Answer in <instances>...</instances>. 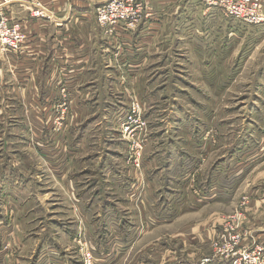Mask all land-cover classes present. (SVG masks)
Returning a JSON list of instances; mask_svg holds the SVG:
<instances>
[{
    "label": "rangeland",
    "instance_id": "374dc122",
    "mask_svg": "<svg viewBox=\"0 0 264 264\" xmlns=\"http://www.w3.org/2000/svg\"><path fill=\"white\" fill-rule=\"evenodd\" d=\"M44 9L45 21L54 23L58 15L49 19ZM95 21L109 37L96 13ZM256 28L225 16L216 55L190 47L183 54L188 63L166 65L172 76L155 84L130 79L107 55L90 66L101 75V93L84 114L80 108L89 100L75 101L65 86L58 100L15 93L8 109L0 93V264H233V252L264 251V233L257 231L264 227V208L253 206L264 196V158L236 168L264 139V51L259 39L250 40ZM21 35L30 38L23 29ZM4 52L0 74L6 78L21 67H8L10 53ZM5 80L0 92L29 86ZM51 83L48 78L47 89ZM73 105L82 120L75 132ZM78 137L84 141L74 148ZM250 140L256 145L246 146ZM94 180L101 198L93 196ZM105 198L111 206L103 224L91 228L83 205L91 201L98 208ZM103 235L108 250L97 247ZM55 242L64 256L43 253Z\"/></svg>",
    "mask_w": 264,
    "mask_h": 264
},
{
    "label": "crops",
    "instance_id": "0c3cea01",
    "mask_svg": "<svg viewBox=\"0 0 264 264\" xmlns=\"http://www.w3.org/2000/svg\"><path fill=\"white\" fill-rule=\"evenodd\" d=\"M35 1H39L44 5V8L47 9L50 15L49 19L58 15L54 23L47 22L45 21L46 19L43 21L30 18L28 10L32 8L31 2ZM108 1L109 0H73V4L69 6L71 10L68 11L69 7L67 10L62 8L69 0H24L8 9V16L12 23L20 25L21 29L28 33L30 38L25 42L19 54L10 53L6 57L7 59L10 57L8 59V67L14 69L21 67V69L16 72L17 74L15 71L13 72V76H11L12 79H10L11 77L9 74L6 75L7 80L9 79L8 81H10L12 85H15V81L18 84L22 82L24 86L29 85L28 89H19L17 92L14 88L15 86L11 88V85L9 86L10 89L8 85L6 86L8 92H3L2 89L0 93L6 95L7 98L6 109L9 108L10 98H13L15 93H21V97L25 99L31 97L47 98L49 94L48 98L58 100L62 95V87L65 86V91L70 94L75 101L79 99L89 100V102L80 108V111L84 114L85 110H90L91 112V110L95 109L91 99L93 96H97V92L101 93L98 85L99 81L102 79L101 75L98 72H94V69L90 70V66L93 67L95 62L97 65H100L99 60H103L107 55L114 59L118 67L127 68L125 73L129 75L130 79L138 80L137 77H140L141 81L146 79L147 82L155 84L161 80L167 81L169 76H172L173 71H170L168 67L164 68L166 65L176 66L178 63H181L182 60L188 63V59L183 54L190 52V47H193V50L197 48L202 51L213 50L214 55L223 48V18L225 15L220 10L207 8L202 0H143L148 10L138 30L130 31L120 26L117 28L114 35L106 38L103 35L104 33L102 34L97 26L95 13L99 6ZM61 10L67 12L65 16L61 15L63 13ZM63 16L64 18H62ZM80 30L86 33L80 35L78 33ZM252 33H254V35L251 36L250 40L254 42V39H259L260 41L257 42V48L264 51V27L256 28ZM252 33L248 32L246 37ZM233 35L236 37L237 33L232 34V36ZM0 55L2 56V54ZM95 57H97L96 60ZM262 59L264 68V54ZM180 66L183 65L181 64ZM147 67H154L155 69L151 70L147 69ZM28 68L31 72L27 71ZM63 71L67 74H63ZM89 71L92 72L88 73ZM89 74H91L90 78H88ZM93 76H97V78ZM6 78L0 74L1 85H6L4 83ZM48 78L53 80L49 89L46 88V80ZM175 80L176 79H173L172 82ZM104 81L106 80L104 79ZM93 84L96 85L98 88L97 90L95 87H91ZM43 85H45V90H43ZM51 87H53L54 90L51 91ZM10 90L11 93H9ZM146 91H149L148 88H146ZM145 94L147 95V93ZM72 110L73 124H71V128H74V130L72 129L70 131L75 132L77 126L82 124V120L80 119L77 107L73 105ZM254 112L255 110H253V112L250 110V114ZM248 121L246 129L251 137L250 127L252 126V119ZM253 127H255V125ZM261 128L264 131V125H262ZM251 140L245 143L246 146L256 145L254 143L251 144ZM74 141L76 143H72V145L76 148L79 142L84 140L78 137ZM194 144H196V142ZM93 146L94 145H91V147ZM153 150L150 151V155H153ZM173 151L174 146H172L170 153L167 152L166 148V154L169 153L167 156H170V159L174 154ZM258 157H261L260 160L264 158V139L252 150L243 154L240 158V162L237 160L236 168L244 166L245 160L255 162ZM104 164L103 161L100 167L101 170L105 168ZM230 170H232V168H230ZM168 172L171 176L169 169ZM105 175L106 174L103 173V180ZM232 175L233 172L230 171L228 176L234 177ZM173 178L171 176L172 180H174ZM95 184L96 181L94 180L92 184L94 185L92 186L94 187L92 189L93 196L99 195L101 198L99 184ZM105 200L97 204L98 208H96L95 204L91 201L85 203V206L83 205L84 210L90 215V218L87 216L86 219L88 226L91 227L92 225L98 226L100 223L103 224L102 218L105 217L103 215L108 213L109 206H111L107 198H105ZM253 202V206L259 209L264 208V196L263 199L254 200ZM12 206L13 210L18 209L15 204ZM118 206L120 209L121 206ZM113 208L116 210V205H113ZM94 210L98 211L96 212ZM4 223L7 224V221ZM3 228L5 233L10 232L8 224ZM102 228L104 233L105 228ZM257 231L264 233V227ZM120 234L122 240L130 236V233L127 231L125 232L123 229ZM1 237L4 238L3 235H1ZM104 237V235L100 236V239L97 240V247H102L103 244L107 245L110 243V240ZM259 237L264 240V234H260ZM54 244L56 247L49 245L44 248L43 253L46 254L48 251L56 252L60 250V243L58 244V242H55ZM108 249L109 245L106 246V250ZM63 253L64 252L60 250V254L64 256ZM44 254L39 255V257H44Z\"/></svg>",
    "mask_w": 264,
    "mask_h": 264
},
{
    "label": "built area",
    "instance_id": "2783aa9c",
    "mask_svg": "<svg viewBox=\"0 0 264 264\" xmlns=\"http://www.w3.org/2000/svg\"><path fill=\"white\" fill-rule=\"evenodd\" d=\"M24 0H0V52L19 54L25 38L21 35V27L12 23L8 9ZM209 9L220 10L226 17L252 27L264 26V0H202ZM32 19H46V10L41 2L31 4ZM146 4L139 0H109L97 8V21L105 33L114 35L117 28L123 26L136 31L142 25L147 11ZM134 122L130 118V125ZM126 129H130L127 127ZM238 247V246H237ZM232 253L233 264H264V251ZM6 264V263H5Z\"/></svg>",
    "mask_w": 264,
    "mask_h": 264
}]
</instances>
